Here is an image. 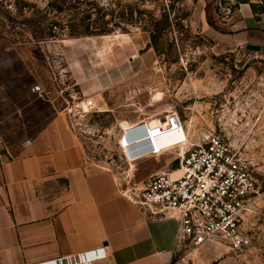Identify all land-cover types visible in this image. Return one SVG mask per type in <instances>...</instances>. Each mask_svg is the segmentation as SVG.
<instances>
[{"label":"rangeland","instance_id":"rangeland-1","mask_svg":"<svg viewBox=\"0 0 264 264\" xmlns=\"http://www.w3.org/2000/svg\"><path fill=\"white\" fill-rule=\"evenodd\" d=\"M164 16L169 25L154 36ZM187 18L182 0H0V41L23 47L41 74L56 76L65 118L72 100L93 102L92 112L71 125L66 118L67 126L86 163L112 173L127 197L158 170L177 165L171 150L185 136L197 145L218 135L247 156L255 184L243 224L250 246L236 253L219 245L188 248L171 264H264V52L200 34ZM77 81L105 89L84 97ZM170 112L185 134L164 129L166 137L153 144L169 147L166 153L142 159L143 125L156 135ZM131 133L139 136L129 139Z\"/></svg>","mask_w":264,"mask_h":264},{"label":"crops","instance_id":"crops-1","mask_svg":"<svg viewBox=\"0 0 264 264\" xmlns=\"http://www.w3.org/2000/svg\"><path fill=\"white\" fill-rule=\"evenodd\" d=\"M216 1L182 0L188 25L264 52V0H230L233 13L225 20L216 17ZM1 43L0 264H171L176 220L149 218L112 173L86 163L67 126L56 76L41 74L36 57L23 47ZM79 83L84 97L105 89L100 82L90 88ZM35 86L45 100L32 93ZM165 137L146 135L141 142Z\"/></svg>","mask_w":264,"mask_h":264},{"label":"built area","instance_id":"built-area-1","mask_svg":"<svg viewBox=\"0 0 264 264\" xmlns=\"http://www.w3.org/2000/svg\"><path fill=\"white\" fill-rule=\"evenodd\" d=\"M215 6L223 20L233 13L230 0H217ZM31 91L38 99L47 97L37 86ZM72 101L77 103L72 102L66 110L70 125L76 117L94 109L90 100ZM161 123L157 130L160 135L164 129L176 135L185 132L176 113L166 114ZM143 128L150 134L145 124ZM148 144L143 147L149 156L164 154L162 149L151 150L153 142ZM176 146L171 150L176 151V168L151 175L140 191L131 192L128 197L124 195L149 218L176 220L173 255L188 248L197 250L211 245L223 246L228 253L248 248L250 240L243 224L245 213L255 203L252 161L214 134L201 144L189 145L186 137Z\"/></svg>","mask_w":264,"mask_h":264},{"label":"bare ground","instance_id":"bare-ground-1","mask_svg":"<svg viewBox=\"0 0 264 264\" xmlns=\"http://www.w3.org/2000/svg\"><path fill=\"white\" fill-rule=\"evenodd\" d=\"M159 121H161L160 119H159ZM159 127H162V126H159ZM158 127V128H159ZM158 128H157V130H158ZM146 129H148V128H146ZM148 131L150 132V134H151V131L148 129ZM143 132L145 133V138H146V134H147V132H146V130L145 129H143ZM158 132V131H157ZM164 133V132H163ZM169 133H172V132H169ZM182 133H184V132H182ZM150 134H147L149 137H150ZM172 134H174V133H172ZM185 134V133H184ZM165 134H162V135H160V133H158L157 135H155V136H153V137H151V138H155V137H162V136H164ZM176 135V134H175ZM137 136H139V134H135V133H131L130 134V136H129V139H133V137H137ZM185 138H186V136H185ZM184 138V139H185ZM183 141V140H182ZM179 143V142H178ZM146 145H149L148 143L146 144ZM155 146V145H154ZM172 147V146H171ZM174 147H176L177 148V146L176 145H174L173 146V148ZM169 147H158L157 146V148H155V149H162V150H164L163 152L164 153H166V151L165 150H167ZM154 149V148H153ZM152 148H151V150H153ZM174 150V149H173ZM145 152H147V150H145V151H143V154L145 153ZM148 153V152H147ZM147 157H149V153H148V156ZM151 157V156H150Z\"/></svg>","mask_w":264,"mask_h":264},{"label":"trees","instance_id":"trees-1","mask_svg":"<svg viewBox=\"0 0 264 264\" xmlns=\"http://www.w3.org/2000/svg\"><path fill=\"white\" fill-rule=\"evenodd\" d=\"M168 22H167V18L166 16H164V20L163 22H159L157 24L154 25L155 31H153V34L155 36V34H160L163 30H165L168 27ZM151 36V41L154 42L155 37Z\"/></svg>","mask_w":264,"mask_h":264}]
</instances>
